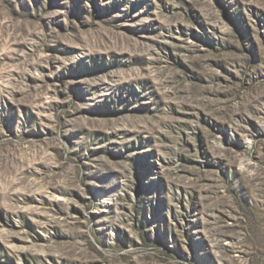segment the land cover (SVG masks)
<instances>
[{
	"label": "rangeland",
	"instance_id": "1",
	"mask_svg": "<svg viewBox=\"0 0 264 264\" xmlns=\"http://www.w3.org/2000/svg\"><path fill=\"white\" fill-rule=\"evenodd\" d=\"M0 264H264V0H0Z\"/></svg>",
	"mask_w": 264,
	"mask_h": 264
}]
</instances>
